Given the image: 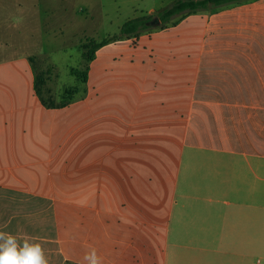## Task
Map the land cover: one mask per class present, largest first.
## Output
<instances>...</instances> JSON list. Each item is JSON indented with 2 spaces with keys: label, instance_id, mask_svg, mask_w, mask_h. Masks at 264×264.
<instances>
[{
  "label": "crops",
  "instance_id": "1",
  "mask_svg": "<svg viewBox=\"0 0 264 264\" xmlns=\"http://www.w3.org/2000/svg\"><path fill=\"white\" fill-rule=\"evenodd\" d=\"M2 33L0 232L49 264L262 263L264 0L100 46L60 107Z\"/></svg>",
  "mask_w": 264,
  "mask_h": 264
},
{
  "label": "rangeland",
  "instance_id": "2",
  "mask_svg": "<svg viewBox=\"0 0 264 264\" xmlns=\"http://www.w3.org/2000/svg\"><path fill=\"white\" fill-rule=\"evenodd\" d=\"M174 1L28 0L21 8L11 5L0 27L3 25V40L9 44L8 54L28 50L34 54V69L40 79H46L43 95L57 104L71 97L73 89L81 88L79 76L71 70L79 73L84 69L82 45L119 35L125 22L149 16L151 7L166 9ZM259 258L264 264V256Z\"/></svg>",
  "mask_w": 264,
  "mask_h": 264
},
{
  "label": "trees",
  "instance_id": "3",
  "mask_svg": "<svg viewBox=\"0 0 264 264\" xmlns=\"http://www.w3.org/2000/svg\"><path fill=\"white\" fill-rule=\"evenodd\" d=\"M254 0H176L171 6L162 10L154 16H143L133 18L125 22L120 28V34L103 39L100 42H88L82 45L84 49L85 66L82 72H77L76 69H72L71 72L74 76H79L80 85L84 81V71L89 61L92 60L95 50L104 44L121 40L124 38L136 37L144 32H150L154 30H160L167 26L175 25L182 18L197 14L217 11L226 7L236 6L243 3L251 2ZM153 21H158V24L153 25ZM36 73V94L38 95L42 104L46 107L64 106L74 99V95L78 91V88L72 90V96L68 97L66 101L55 103L52 99L45 98L43 95V86L45 85V79H40V75Z\"/></svg>",
  "mask_w": 264,
  "mask_h": 264
},
{
  "label": "clouds",
  "instance_id": "4",
  "mask_svg": "<svg viewBox=\"0 0 264 264\" xmlns=\"http://www.w3.org/2000/svg\"><path fill=\"white\" fill-rule=\"evenodd\" d=\"M5 236L6 241L0 244V264H49L44 257L41 244L29 243V239L24 238L21 246L15 236L0 232V238ZM84 259L88 264H102V259L97 256L95 248L86 253Z\"/></svg>",
  "mask_w": 264,
  "mask_h": 264
},
{
  "label": "water",
  "instance_id": "5",
  "mask_svg": "<svg viewBox=\"0 0 264 264\" xmlns=\"http://www.w3.org/2000/svg\"><path fill=\"white\" fill-rule=\"evenodd\" d=\"M152 24L156 25V24H158V21H153Z\"/></svg>",
  "mask_w": 264,
  "mask_h": 264
},
{
  "label": "built area",
  "instance_id": "6",
  "mask_svg": "<svg viewBox=\"0 0 264 264\" xmlns=\"http://www.w3.org/2000/svg\"><path fill=\"white\" fill-rule=\"evenodd\" d=\"M258 263H259V261H258Z\"/></svg>",
  "mask_w": 264,
  "mask_h": 264
}]
</instances>
